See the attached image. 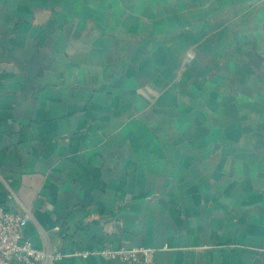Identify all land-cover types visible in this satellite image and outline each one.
<instances>
[{"label":"crops","instance_id":"1","mask_svg":"<svg viewBox=\"0 0 264 264\" xmlns=\"http://www.w3.org/2000/svg\"><path fill=\"white\" fill-rule=\"evenodd\" d=\"M245 1L0 0V202L34 247L264 264V143L220 139L264 84Z\"/></svg>","mask_w":264,"mask_h":264},{"label":"built area","instance_id":"2","mask_svg":"<svg viewBox=\"0 0 264 264\" xmlns=\"http://www.w3.org/2000/svg\"><path fill=\"white\" fill-rule=\"evenodd\" d=\"M28 214L7 210L0 202V264H54L64 258L101 256L124 264H152L154 249L102 247L71 253H50L36 248L24 237Z\"/></svg>","mask_w":264,"mask_h":264},{"label":"rangeland","instance_id":"3","mask_svg":"<svg viewBox=\"0 0 264 264\" xmlns=\"http://www.w3.org/2000/svg\"><path fill=\"white\" fill-rule=\"evenodd\" d=\"M250 7L255 16L253 15L252 20L245 23L247 26L253 25V28L256 27L253 32H255V34H260L261 32H264V7L260 9L262 11H259L257 7L254 8V5H248V7L240 9L238 13H240V15L247 13ZM239 21L240 20L237 22ZM221 34L220 31V35ZM247 40L248 38L244 41H240L239 44L240 46L242 45L240 47V51L242 50V52L240 53H242L241 57L245 59V62H247L249 66L251 64L253 67L252 73L249 74V76H251L253 82L256 83L259 78L264 77V48L263 52L259 51L261 47L259 43L260 39L257 40L259 41L257 46L251 45ZM224 42L226 43V40L221 36L222 47ZM251 46L253 48H251ZM223 72L224 70L222 69L221 76L223 75ZM239 72L240 70L238 68L236 74ZM241 73L242 72L238 75H241ZM252 95V100H238L231 105L226 106V111L231 115L228 116L226 113V115H223V113L220 118V139L222 141L226 142L227 140H230V143L234 141L235 143L237 142V144L244 141H261L264 143V84L261 85L258 83L257 85H254Z\"/></svg>","mask_w":264,"mask_h":264},{"label":"water","instance_id":"4","mask_svg":"<svg viewBox=\"0 0 264 264\" xmlns=\"http://www.w3.org/2000/svg\"><path fill=\"white\" fill-rule=\"evenodd\" d=\"M259 1V2H258ZM246 2V5H245V7L244 8H246V7H248V5H250V6H253L254 5V8L255 7H257V9H259V11H262V10H260V9H262L263 7H264V0H251V1H245ZM251 10V7H250V9H249V11ZM253 12V11H252ZM248 13V12H247ZM253 15H254V13H253ZM253 15H252V17H253ZM255 16V15H254ZM251 17V18H252ZM261 18V17H260Z\"/></svg>","mask_w":264,"mask_h":264}]
</instances>
